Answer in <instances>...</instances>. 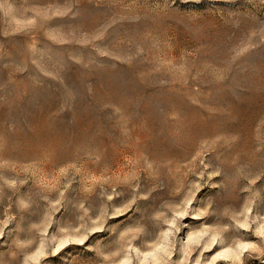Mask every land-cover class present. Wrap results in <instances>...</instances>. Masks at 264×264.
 I'll return each instance as SVG.
<instances>
[{
  "label": "rangeland",
  "instance_id": "obj_1",
  "mask_svg": "<svg viewBox=\"0 0 264 264\" xmlns=\"http://www.w3.org/2000/svg\"><path fill=\"white\" fill-rule=\"evenodd\" d=\"M0 264H264V0H0Z\"/></svg>",
  "mask_w": 264,
  "mask_h": 264
}]
</instances>
